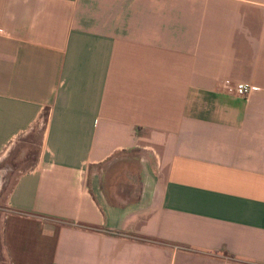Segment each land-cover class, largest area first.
Listing matches in <instances>:
<instances>
[{"label": "crops", "instance_id": "crops-1", "mask_svg": "<svg viewBox=\"0 0 264 264\" xmlns=\"http://www.w3.org/2000/svg\"><path fill=\"white\" fill-rule=\"evenodd\" d=\"M41 118L0 264H264V0H0V150Z\"/></svg>", "mask_w": 264, "mask_h": 264}, {"label": "rangeland", "instance_id": "rangeland-1", "mask_svg": "<svg viewBox=\"0 0 264 264\" xmlns=\"http://www.w3.org/2000/svg\"><path fill=\"white\" fill-rule=\"evenodd\" d=\"M42 122V118L39 119L31 130L14 137L0 150V194H4L9 186L11 175L15 174L18 168L30 165L35 159V154L41 148Z\"/></svg>", "mask_w": 264, "mask_h": 264}, {"label": "built area", "instance_id": "built-area-1", "mask_svg": "<svg viewBox=\"0 0 264 264\" xmlns=\"http://www.w3.org/2000/svg\"><path fill=\"white\" fill-rule=\"evenodd\" d=\"M234 92L238 95H246L250 91L258 90L259 86L250 82L237 81L233 86Z\"/></svg>", "mask_w": 264, "mask_h": 264}]
</instances>
